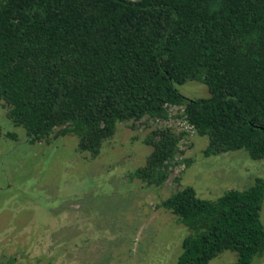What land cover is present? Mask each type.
<instances>
[{
    "label": "trees",
    "instance_id": "trees-1",
    "mask_svg": "<svg viewBox=\"0 0 264 264\" xmlns=\"http://www.w3.org/2000/svg\"><path fill=\"white\" fill-rule=\"evenodd\" d=\"M204 83L189 98L179 86ZM0 102L31 143L74 134L96 157L117 124L166 121L180 107L208 138L205 156L244 150L264 159V0H0ZM189 131L153 128L131 179L164 184ZM264 178L208 199L187 185L161 206L186 227L176 264L264 258ZM0 264H17L3 255Z\"/></svg>",
    "mask_w": 264,
    "mask_h": 264
},
{
    "label": "rangeland",
    "instance_id": "rangeland-1",
    "mask_svg": "<svg viewBox=\"0 0 264 264\" xmlns=\"http://www.w3.org/2000/svg\"><path fill=\"white\" fill-rule=\"evenodd\" d=\"M179 89L189 98L209 95L198 81ZM180 112L171 108L166 121L118 123L92 157L78 151L74 134L29 142L0 102V257L14 255L17 264H176L187 229L161 206L164 198L190 185L200 197L215 199L264 178V159L244 150L205 156L208 138ZM166 124L189 135L169 179L146 187L128 173L151 152L147 134ZM261 216L264 223V202ZM235 261L227 250L209 264Z\"/></svg>",
    "mask_w": 264,
    "mask_h": 264
}]
</instances>
